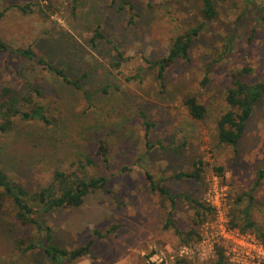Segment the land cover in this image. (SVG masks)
I'll list each match as a JSON object with an SVG mask.
<instances>
[{
	"label": "rangeland",
	"instance_id": "1",
	"mask_svg": "<svg viewBox=\"0 0 264 264\" xmlns=\"http://www.w3.org/2000/svg\"><path fill=\"white\" fill-rule=\"evenodd\" d=\"M127 1L131 14L120 9V0H80L74 13L69 0H0V42L6 46L0 48V94L5 86L20 95L28 84L39 88L52 122L17 119L2 137L1 166L29 189L46 186L54 169L107 177L106 191L88 194L81 206L38 214L61 247L92 240L93 257L72 264H215L218 250L226 264L264 262L253 232L228 226L234 201L242 197L241 210L250 195V218L264 229V179L254 187L264 165V94L235 148L216 135V120L229 108L225 92L233 74L251 66L253 72L242 80L264 81V0H213L216 17L194 39L190 60L168 67L164 87L146 59L162 57L174 36L202 21V0ZM25 4H30L27 13L18 8ZM97 25L122 58L103 40L91 43ZM27 47L71 79L80 78L89 99L9 51ZM224 50L229 53L218 61ZM187 94L205 105L202 120L188 115L182 103ZM142 114L153 125L147 136ZM99 141L108 148V166L97 153ZM198 160L200 181L171 176L192 170ZM146 173L176 196L172 208L165 195L151 189ZM186 194L210 211L198 209L197 215L183 199ZM170 210L172 225L165 227ZM37 237L8 202L0 206V264H48L41 243L27 252L19 246L21 238Z\"/></svg>",
	"mask_w": 264,
	"mask_h": 264
},
{
	"label": "trees",
	"instance_id": "2",
	"mask_svg": "<svg viewBox=\"0 0 264 264\" xmlns=\"http://www.w3.org/2000/svg\"><path fill=\"white\" fill-rule=\"evenodd\" d=\"M70 9L74 13L80 0H69ZM120 9L126 8L131 14L132 4L127 0H120ZM30 4L18 6L19 10L23 13L29 12L28 7ZM4 10L0 11V17L3 15ZM217 10L213 0H202L200 14L202 21L195 26H191L184 32L174 36L169 43V47L166 53L159 59L147 62L150 67H153L156 71V78L161 87L165 86V73L168 67H170L176 60L182 59L185 61L190 60V49L194 39L202 32L205 27V23L212 21L216 17ZM134 15L129 18V23L133 22ZM99 25L96 26L91 43L95 40H103L105 43L111 45L112 49L116 50V56L122 58V54L119 52L116 44L110 38L105 37L99 30ZM96 40V41H97ZM0 48L4 49L6 46L0 42ZM15 52L21 56L26 57L29 60L41 65L42 68L48 70L55 76L59 77L65 82L72 84L75 88L82 91L85 99H89L90 95L84 91L81 87L80 78L73 80L67 76L66 72L62 68H58L52 65L43 56H37L35 52L27 47L25 49L9 50ZM229 53L227 50L221 51L218 55V61L222 60L225 55ZM215 62L209 63L207 66V72L211 71ZM119 63L116 62V65ZM253 72L251 66H244L238 72L233 74V80L231 84L226 88L225 101L229 108L219 115L216 120V135L220 143L231 145L235 148L238 140L241 138L246 121L249 119L253 112V108L258 100L264 94V81L248 82L242 80L245 75H250ZM205 78H203V82ZM26 87V94H18L10 87H2L0 94V161L3 158L4 146L2 143V137L7 134L17 119L24 121H36L46 126L52 124L51 119L46 113L45 105L41 103L39 98L42 97L41 90L39 88H31V84ZM182 103L188 113V115L195 120H202L207 113L205 105L198 101L196 96L187 94ZM143 124L145 126V136L148 135V131L153 126L148 120H146L144 114H142ZM147 147H150V143L146 142ZM108 148L106 144L99 141L97 153L101 156L102 161L106 166L109 164L108 160ZM85 162L92 163V159L85 158ZM218 171L222 172L223 167H217ZM203 172V165L201 160H198L193 165V169L190 171H178L171 176L176 179L192 178L193 180L200 181ZM147 178L150 180V187L152 190H156L162 195H165L170 201V207L174 206L175 195L171 194L170 189L160 184L155 183L151 179V175L146 173ZM264 179V165L257 171V176L254 181V187H256L261 180ZM106 176L97 177H81L74 172L66 173L60 169H54L49 183L46 186L38 189H29L20 184L14 177L9 174L0 164V206H3L5 202H8L14 216L20 223L31 226L39 237L35 238H21L19 246L22 252H27L36 249L38 245H42V252L46 258L48 264H72L76 260L82 257L92 258L91 243L92 240L87 241L83 245L65 248L57 245L54 242V236L52 228L44 223L38 216L40 213H46L53 209L61 207H79L81 206L88 194L95 191H106ZM183 199L190 203L195 209L196 214L200 215L198 209L204 211H210L209 206H205L198 199L190 195H182ZM251 196L249 195L248 204L245 208L238 209V204L242 202V197H237L234 201L233 210L230 214V220L228 226L230 228H240L242 231L249 229L253 232L254 236L260 241L261 246L264 248V229L250 218L249 204L251 203ZM241 212V216H240ZM172 211L168 212L167 222L165 227L172 225L171 222ZM176 232L181 234L178 229ZM189 232L188 234H192ZM183 242H188L187 237H181ZM215 264H226V259L221 250H218ZM259 264H264L260 262Z\"/></svg>",
	"mask_w": 264,
	"mask_h": 264
},
{
	"label": "built area",
	"instance_id": "3",
	"mask_svg": "<svg viewBox=\"0 0 264 264\" xmlns=\"http://www.w3.org/2000/svg\"><path fill=\"white\" fill-rule=\"evenodd\" d=\"M262 249H264L262 246H260Z\"/></svg>",
	"mask_w": 264,
	"mask_h": 264
}]
</instances>
